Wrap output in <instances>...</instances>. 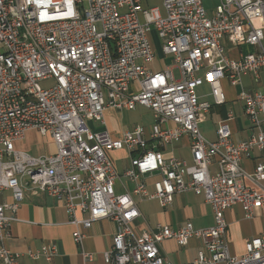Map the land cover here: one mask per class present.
<instances>
[{
    "label": "built area",
    "instance_id": "obj_1",
    "mask_svg": "<svg viewBox=\"0 0 264 264\" xmlns=\"http://www.w3.org/2000/svg\"><path fill=\"white\" fill-rule=\"evenodd\" d=\"M152 32L169 59L158 71L147 67L156 55ZM224 41L255 50L231 58ZM263 42L264 0H219L210 15L202 0H161V7L141 0H0V264H21L6 240L25 188L62 202L78 244L82 229L112 221L105 264H172L160 243L184 246L191 238L201 242L193 264H264V233L247 238L244 253L234 256L223 214L236 205L248 219L264 214V84L237 95L249 125L245 139H234L233 110L217 122L214 140L198 127L212 106L227 101L223 81L237 85L249 75L261 84ZM47 80L53 84L43 87ZM202 84L211 100L197 93ZM136 105L152 112L149 128L137 125L114 138L87 125L104 124L106 108ZM30 129L49 138L55 152L15 149ZM184 136L191 163L168 151ZM123 149L129 164L119 173L109 153ZM253 158L247 169L243 161ZM188 191L210 206L211 226L134 228L141 217L136 198L165 208ZM54 252L53 245L41 248L47 259ZM81 255L93 259L83 249Z\"/></svg>",
    "mask_w": 264,
    "mask_h": 264
},
{
    "label": "crops",
    "instance_id": "obj_2",
    "mask_svg": "<svg viewBox=\"0 0 264 264\" xmlns=\"http://www.w3.org/2000/svg\"><path fill=\"white\" fill-rule=\"evenodd\" d=\"M212 10L210 11L211 13ZM224 44H226L227 54L231 58H238L240 53H245V49L248 52L255 50V47L247 44L231 46L225 41ZM154 46L157 55L155 43ZM156 55L151 64L158 63ZM162 56V63L154 65L153 70H161L166 63H169V59L165 58L163 54ZM261 78V84H254L249 75L242 76L241 84L237 85H230L227 81H223V84H225L223 86H231V90L234 93L226 94L227 101L222 105L212 106L206 117L215 118V125H217V122L229 110H233L236 114V120L232 126L235 137L237 136V140L245 139L248 136L249 125L241 113V103L237 100V95L243 88L249 91L255 89L263 90L264 71L261 73ZM202 86H205L207 90L199 95L202 99L211 100L208 96L209 86L202 84L198 88ZM130 111L132 110L106 108L104 124L93 121L95 128H92V130L101 131L106 129L112 137L119 138L123 131L137 126H133L128 119ZM88 121L91 122L92 120ZM213 138L215 139V136ZM207 139L214 140L209 137ZM189 142V138L184 136L180 141L169 146L168 151L187 163H191ZM13 147L34 156L55 152L54 144L50 140H46L35 129L27 130L22 139L13 142ZM185 150L189 154L188 158L183 153ZM116 156L121 159L120 167L122 172L129 164L128 152L123 149L109 153V157L118 170L116 159L114 158ZM254 162L255 158L243 161L247 169H251ZM211 169L214 170L215 166L212 165ZM126 185L131 190L132 184L127 182ZM117 189L119 190L120 188L118 187ZM144 201L146 202L139 203L136 201L141 217L133 226L138 231L154 229L157 225H167L172 229H177L185 222H191L194 228H205L211 226L214 222L210 206L204 201L202 196L190 191L174 195L172 202L165 208H162L156 200ZM223 214L227 222L226 240L229 251L234 256H241L244 253V241L247 238L264 233V214L260 213L248 219L244 217L241 207L237 205L226 209ZM17 217L19 220L10 226V237L6 240V246L12 252L19 254V262L21 264H105L102 253L110 247L112 234L115 229L114 223L109 219H99L93 222L90 228L82 229L84 238L81 244H78L72 238L74 226L68 223V215L62 202L41 191L30 188L24 189V196L18 208ZM44 244L54 246L55 252L49 259L41 253V248ZM200 246L201 242L197 238H191L188 244L184 246H179L173 239H166L160 243V251L172 264H193ZM81 249L92 253L93 259L84 262ZM30 251H38L39 255L36 258H31L28 255Z\"/></svg>",
    "mask_w": 264,
    "mask_h": 264
},
{
    "label": "rangeland",
    "instance_id": "obj_3",
    "mask_svg": "<svg viewBox=\"0 0 264 264\" xmlns=\"http://www.w3.org/2000/svg\"><path fill=\"white\" fill-rule=\"evenodd\" d=\"M203 1V4L205 6V8L207 9L208 13L210 14L211 12V9H213L218 3H219V0H202ZM144 2V3H143ZM142 4L144 6H147V7H151V6H159L161 7V0H142ZM151 38H153V41L157 47V55H156V61L158 63H162V60H163V56L161 54V49H160V45H161V41L160 39L157 37L156 33L155 32H152L151 33ZM245 52H248L246 51L245 49ZM158 63H155V64H147V67L150 68V69H154V65H158ZM175 76L177 77L178 76V72L175 70L174 72ZM53 84V80H47V81H44V82H41V85L43 87H46V86H50ZM225 85V84H223ZM223 89H224V92L225 94H231V93H234L232 92L231 90V86H223ZM207 89H205V86H202L200 88L197 89V93L198 94H201V93H204L206 92ZM229 92V93H227ZM206 117V116H205ZM129 121H131V124H133V126L135 125H144L145 127L149 128L151 126V124L153 123V117H152V112L145 108L144 106H141V105H136L135 109H133L132 111H130V115L128 117ZM215 123H216V120L215 118L214 119H211L210 117H206L204 118L203 120H201L199 123H198V127H199V130L200 132L206 136L207 138L209 137L210 139H214L213 137L215 136ZM87 125L90 126L91 128H95V123H93V121H88L87 122ZM233 134H234V131H233ZM237 137V136H236ZM235 137V134H234V139L235 141H237V138ZM46 140H49V138H46ZM31 153H34V152H31ZM184 155H186V157L188 158L189 154L187 152V150L183 151ZM122 157V156H121ZM116 159V164H117V168H118V171H120L121 173V170L122 168L120 167V163H121V159H119L120 157L119 156H116L114 157ZM116 191H118L116 189ZM136 201L137 202H146L144 200H139L136 198Z\"/></svg>",
    "mask_w": 264,
    "mask_h": 264
}]
</instances>
